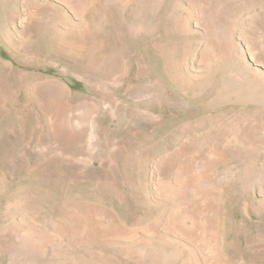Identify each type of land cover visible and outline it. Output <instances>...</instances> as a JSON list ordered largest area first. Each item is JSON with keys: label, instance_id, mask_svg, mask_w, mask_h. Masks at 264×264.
<instances>
[{"label": "rangeland", "instance_id": "obj_1", "mask_svg": "<svg viewBox=\"0 0 264 264\" xmlns=\"http://www.w3.org/2000/svg\"><path fill=\"white\" fill-rule=\"evenodd\" d=\"M0 264H264V0H0Z\"/></svg>", "mask_w": 264, "mask_h": 264}]
</instances>
